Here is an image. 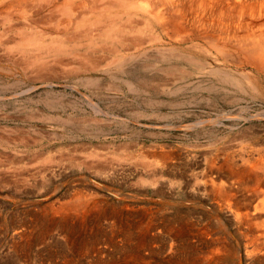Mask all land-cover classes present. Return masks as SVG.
Listing matches in <instances>:
<instances>
[{"label":"rangeland","instance_id":"rangeland-1","mask_svg":"<svg viewBox=\"0 0 264 264\" xmlns=\"http://www.w3.org/2000/svg\"><path fill=\"white\" fill-rule=\"evenodd\" d=\"M150 25L152 26L153 23L148 24L145 21L140 22L139 20L137 26L141 27L142 34L139 35L140 39H138L139 36H136L137 34H139V32L135 33L133 30L131 31V34L133 33V36H136L138 40H141V43L139 45H136L135 42L128 39L126 43L127 48L125 49L122 48V46L118 45L116 47L117 51L115 52L110 51L111 47L106 48L97 46V48H95V53L92 55V57H96L97 59L98 67L96 68H92V66H89L91 65L90 60H83L85 58H81L78 55V58L69 54L65 55V57L64 55H62L63 59L62 61H60V63L58 59L54 58V56H48L47 62L48 64H50L51 68L54 71L50 69V72L48 70L44 74L43 72L41 74V72L37 71L36 69L34 71V68H28L26 66H22L20 69L15 68L11 71V69H9V66L15 65L11 64L13 59H15L14 61L20 62L21 60H24V56H22V54L17 51H14L16 53L15 54L8 47V45L5 44L6 41H0V173H2L0 175V228H3L0 230V250H6L13 242L12 237L15 236L16 230L19 229V231H21L22 229H25L27 223L28 228L31 227V230L35 228V230H33L34 236H36V233L34 231L38 232L41 230H45L49 238L47 243H39L40 240L37 241L38 239L35 238L36 240L34 242L32 241V243L30 244L33 250L50 249L54 251L56 249L55 252H60L66 250L68 247L78 248L83 244L90 245L92 242H94L95 239H97L95 243L102 249L105 248V250L103 251L107 255H109L112 253V244H108L107 240L111 236L112 238H115L117 236L116 239L122 237L121 227H123L122 229H124L125 227L127 228V226L131 225V223L133 222V227L130 226V228H133L134 230L132 229V232H134L136 225H138L137 228L140 227V223L136 222L137 220L141 222L147 217H151L153 218V220H160L163 216H165L169 219L174 218V221H176L177 219V222L182 219L183 222L187 220L188 222H186L189 223L190 221L191 223L189 224L192 227L188 230V232H186V234L182 233V235H180L182 237H180L179 239V248L176 249L180 254L176 250L171 251V253L167 249L165 250L164 246H162L164 245V241L166 239L163 236L164 234H162L158 230L159 228L152 230V232L154 231L153 234H155V238L153 240L155 242L152 243V254L147 258L149 259L148 261L146 259V264H174V260H176L178 257H181V261L183 260V257L185 259V253L186 257L192 254L191 256L195 257L196 261L199 260V255L205 256V253H208L209 249L212 248L213 242L210 239H206L209 237L203 234L201 235L198 232V228L201 226H207V231L211 230V232L209 231V233L213 237L220 236V234L225 237L223 243L225 242L224 244H226V253L222 254L221 260L218 264H255L249 262L245 257H243L244 255H242L241 258L239 257L240 253H243L244 248L248 242V238L246 237V235L242 234L241 232V229L243 227H237L233 216H231L232 214L230 215V213H227L223 209H219V205H217L218 199L215 197V195H213L212 193H210L209 195V192H207V194L202 189H194L195 186L193 187V176L194 174L201 173L200 170L204 166V163L209 160L211 156L217 155L221 160L222 157L224 158V156H227V154L229 153V156H233L234 159L237 158L238 162H240V158H242L243 155L246 156V154L249 152L252 153L253 151L254 155H256L255 149H259V147L264 145V120L256 121L255 124V121L238 120L235 126L234 124L230 123L232 127L230 126V124L227 125L229 120H226V118L221 117V124L217 121H211V119L216 116L217 113L215 112H217V110L222 112L226 110H228V112H237L236 110L240 108H238V105H234L232 103L210 104L204 99L198 100V93L196 92V94L194 95V92L192 91V74L190 75L188 70L186 69L185 72L180 70V68L184 70L181 66V61L178 63L176 57H173L172 53L169 52L168 49L164 48L168 45V38L163 35L162 38L156 39V34H154L156 33V31L154 30L155 32H153V27L151 28ZM1 27L2 25L0 24V31L3 30L1 29ZM134 29H137L136 26H134ZM8 33H11V31H8ZM151 34L153 36H150ZM4 35H2V33L0 32L1 40L3 39ZM62 41L69 49L72 48L73 50V47L77 49L76 52L82 46L83 50L80 49L79 51H84V49L88 48V45L85 44L86 40H83L82 43L77 40L73 41L69 39H64ZM80 44L81 46H78ZM156 52H158V55H155ZM162 53L164 54V56ZM170 53L171 57L169 56ZM11 55H13V57ZM128 55L130 56L128 57ZM117 58H122L120 68H122L123 71L122 69L118 68H109L116 63L114 61ZM66 61L67 63H69L66 64ZM102 61H105V64ZM61 62L63 63V65ZM58 64L61 66H59ZM171 64L177 65L175 66V68L171 69L172 71H170V73L165 72L163 69H169L168 66H171ZM67 65L70 67H68ZM100 65L103 66L99 68ZM99 72L103 74H100ZM131 75L134 77H132ZM127 81L131 84L128 85ZM189 91L191 92L190 94ZM90 101L92 102V104ZM93 104H95L96 107ZM197 104L199 107L197 106ZM231 107H233L234 109ZM170 115L172 116V118ZM208 116L212 117L209 121L207 120L209 119L207 118ZM184 117L187 120H185ZM195 117H201L206 121L198 123L195 120L199 118L196 119ZM193 121L195 124L193 123ZM180 123H182L181 128ZM183 123H188L191 126H187V128H189L185 129L186 126H184ZM66 126H68L69 128ZM228 126L230 127L228 128ZM224 140L227 142H225ZM231 146L233 147V149ZM219 147L221 148V150L219 149ZM142 149H148V152L146 150L141 151ZM160 150L162 152L164 150L163 153H168L172 156H170V159L168 158V165H165L163 167L164 169H162V176L165 177L162 184L159 187H154L146 181H143L139 177V175L146 176L145 170L147 167L150 168L154 164H159L163 161V153H161ZM230 150L232 153L230 152ZM136 160L140 161L138 162ZM146 160L147 165L148 163L149 165H153L147 166ZM152 160L154 163L152 162ZM133 161L136 163L134 164ZM23 165L24 167L27 166L25 167L26 170H24ZM8 166L10 167V169ZM1 167L8 171L2 169ZM12 167L14 169H12ZM18 167H20V169ZM189 167L192 168V170H190ZM177 168L179 172L176 170ZM19 172L23 173L20 174ZM186 172L189 174L187 175ZM181 173H183V175L180 176ZM6 178H8L10 181ZM188 181L190 182V186L187 185L189 183ZM185 186H188L189 188H186ZM149 189L151 190V192ZM173 189L176 191H174ZM77 196H81V201L83 202V204H81L80 202L77 203ZM163 197H166V200ZM168 198L169 200H167ZM180 198L182 199L180 200ZM72 199H74V202L72 201ZM86 200H88V202ZM71 202L73 203V205ZM60 203L65 206L67 205L65 210L60 212V214H53L51 205L57 206ZM93 205H97V207ZM71 207L74 209H72ZM133 207L135 208V210ZM139 207L140 209L144 210L139 211ZM68 208H71V210L69 211ZM126 209L128 210L126 211ZM46 210L50 212L47 211V214L45 215L46 218L44 217V219L40 215L41 211ZM78 210H81L82 212H79ZM87 210L89 213L87 212ZM209 210L213 211L211 212ZM109 211H111V213ZM112 211L115 214H113ZM19 213L21 214L19 215ZM77 213L80 214L77 215ZM81 215L82 218L80 217ZM217 216L218 218L223 219L220 220L217 218ZM113 217L115 218V220ZM125 217H127L128 219ZM34 218H36L37 221ZM66 218L69 220H67ZM91 218L92 220L94 218L95 221H92ZM31 219H33V222ZM80 220L83 221V223H81ZM35 221L37 223H35ZM54 223L56 224L54 225ZM60 223L62 224V227ZM221 223L223 228L219 227L221 226ZM223 223L225 226L223 225ZM37 224L40 225L38 226ZM43 224L45 228L47 227V230L43 227ZM115 224H117V226ZM122 224H124L125 226ZM100 226H103V228H101ZM116 228L118 231L121 230L119 231L121 235L118 236V234L120 233L116 230ZM57 230H59L60 232ZM104 231L105 233H101ZM242 231L244 230L242 229ZM29 232L30 231H28V233ZM5 233L7 235H5ZM25 233L27 235L26 231ZM70 233L73 234L70 236L68 235ZM94 233L96 234L95 236ZM191 234L193 235L191 236ZM192 237L195 238L193 239ZM91 240L93 241L91 242ZM198 240L201 241L198 242ZM226 241L228 244L226 243ZM34 243L36 244L34 245ZM196 243L198 246L196 245ZM190 244H193V246H191ZM194 244L197 248H194ZM202 246L204 248H202ZM108 247L110 249H108ZM200 249L202 251H200ZM173 252L174 255L172 254ZM196 252L199 254H197ZM154 253L156 254L153 255ZM102 254L103 252L101 253V255ZM231 256L234 257L232 258ZM56 257L57 255H53L54 259H59ZM164 259H167L165 260L166 262L164 261ZM83 261L85 260L83 259ZM5 263L11 264L12 262L10 259H6L0 255V264Z\"/></svg>","mask_w":264,"mask_h":264},{"label":"bare ground","instance_id":"bare-ground-1","mask_svg":"<svg viewBox=\"0 0 264 264\" xmlns=\"http://www.w3.org/2000/svg\"><path fill=\"white\" fill-rule=\"evenodd\" d=\"M0 20H1L0 24L2 25L1 29H3L0 32L2 33V35H4V33H5L3 39L2 40L0 39V41H3V42L6 41L5 44H7L8 47L13 52L17 51V52L21 53L22 56H24V60L23 61L21 60L20 62L14 61L15 59H13L11 64H15V65L14 66L8 65L9 69H11V71H12L15 68L20 69L22 66H26L28 68H34L33 69L34 71L36 69L37 71L41 72V74H42V72L44 74L48 70L50 72V69H52L50 64H48V62H47L48 56H54V58L58 59V61L60 63V61H62V59H63L62 55H64V57L67 54L73 55L74 57L75 56L77 57V55H78L81 58H85L83 60H90L91 65H89V66H92V68H96V67H98L97 59H96V57H92V55L95 53V51H96L95 48H97V46L106 47V48L111 47L110 51L115 52V51H117L116 47L118 45L122 46V48L126 49L127 48L126 43H127L128 39L135 42L136 45L137 44L139 45L141 43V40H138V39H140L139 35L142 34L141 33V27L137 26L139 20H140V22L145 21L148 24L153 23V25L152 26L150 25V27L151 28L153 27L152 28L153 32L156 31V33H154V34H156L155 38L160 39V38H162L163 35L166 36L168 38L169 42H168L167 47H164V48L168 49L169 52L172 53L173 57L174 56L176 57V59L178 60V63L181 61V66L184 69V70H182V68H180L181 71L185 72L186 70H188L189 74L190 75L192 74V82H191L192 86H193L192 91L194 92V95L196 94V92L198 93V96H197L198 100L204 99L210 104L232 103L234 105H238V108H240V109H238L239 111L236 110L237 112H232V111L228 112V110L223 111V112L219 111V110H217V112L214 111L215 113H217L216 116L214 118L208 116L207 118H209V119L206 118L208 121L210 120V118H212L211 121H217L220 123V121H221L220 119L222 117V118H226V120L227 119L229 120L227 125H229L231 123V124H234V126H235L237 124L238 120H240V121L241 120L255 121L254 124L256 123V121L264 120V0H0ZM134 26H136L137 29H134ZM154 27H155V29H154ZM132 30L135 33L139 32V34L136 35V36H139L138 39L136 38V36H133V33L131 34ZM8 31H11V33H8ZM7 34H8V39H7ZM150 36H153V35L151 34ZM142 37H144V36H142ZM64 39H69V40H73V41L77 40V41H80L81 43L83 40H86L85 44L88 45V48L84 49V51H79L80 49H82V47H83L82 46L76 52L77 49H75L74 47L72 50V48L69 49L65 45V43L62 41ZM163 44H164V42H163ZM78 46H81V44ZM5 48H7V47H5ZM135 48H136V46H135ZM135 48H133V49H135ZM171 53L169 55L170 57H171ZM155 55H158V52H156ZM11 56L13 57V55H11ZM16 56H18V55H16ZM101 56H103V55H101ZM129 56L130 55H128V57ZM163 56H164V54H163ZM102 58H104V57H102ZM166 58H163V59H166ZM52 60H53V58H52ZM121 61H122V58L115 59L114 62H116V63L114 65L110 66L109 68L110 69H113V68L122 69V68H120L121 63H122ZM65 63L68 64L69 62L67 63V61H66ZM103 63L105 64V61ZM54 64H55V62H54ZM106 64H108V63H106ZM161 64H162V62H161ZM172 64H171V66H168L169 67V69H167L168 71L166 70V68L165 69L162 68V69L165 72L170 73V71H172L171 69L175 68V66L177 65V64H174V65H172ZM62 65H63V63H62ZM59 66H61V65H59ZM101 66H103V65H100L99 68H101ZM68 67H70V66H68ZM122 67H123V65H122ZM74 68H75V66H74ZM62 69H63V67H62ZM8 71H10V70H8ZM122 71H123V69H122ZM67 72H69V71H67ZM76 73H77V71H76ZM99 73L103 74L101 72H99ZM132 77H134V76H132ZM105 78H106V76H105ZM87 79H89V78H87ZM127 83H128V85L131 84L128 81H127ZM190 93L191 92L189 91V94ZM140 94H142V93H140ZM92 101H94V100H92ZM88 102H89V100H88ZM193 102H194V100H193ZM91 104H92V102H91ZM198 104H197V106H198ZM93 105L95 106V104H93ZM188 105H189V103H188ZM231 108H233V107H231ZM214 109H215V107H214ZM152 110H153V108H152ZM204 110H205V107H204ZM179 111H181V110H179ZM173 112H175V111H173ZM208 115H209V113H208ZM210 116H211V114H210ZM212 116H213V114H212ZM171 118H172V116H171ZM197 118H199V117H197ZM203 118L200 117L199 119H197L198 121L195 119L194 120L198 123L199 122H205L206 120H203ZM185 120H187V119L185 118ZM65 122H66V120H65ZM134 122H135V120H134ZM193 123H194V121H193ZM198 123H196V124H198ZM231 124H230V126L232 127ZM144 125H145V123H144ZM181 125H182V123H180V128H181ZM162 126H163V124H162ZM184 126H186L185 127V129H186L187 126H191V125H189L187 123V124H184ZM230 126H228V128ZM66 127H68V126H66ZM225 130H227V129H225ZM66 132H67V130H66ZM219 132H220V130H219ZM223 132H225V131H223ZM242 132H243V130H242ZM185 134H187V133H185ZM225 142H227V141H225ZM236 143H238V142H236ZM160 147H161V145H160ZM224 148H226V147H224ZM228 148H230V147H228ZM219 149L221 150L220 147H219ZM232 149H233V147H232ZM145 150L142 149L141 151H145ZM255 150H256V152H255L256 155H254L253 151H252L253 154L248 151L249 153H247L246 156L243 155V157L240 158L241 160L239 159L240 162H238L237 158L234 159L233 156H229L228 155L229 153L227 154V156H224L225 155L224 154L223 155L224 158L221 156L222 157L221 160L219 159L220 157H218L217 155L211 156V158L204 163V166L202 164L203 167L200 170L201 173L200 174H194V176H193L194 177L193 178L194 179L193 180V184H194L193 187L195 186L194 189H197V190L202 189L206 193L209 192V195H210V193L215 195V197L218 199L217 205H219L218 206L219 209H223L227 213H230V215L232 214L231 216H233V219L236 222L237 227L238 226L243 227L242 229L244 231H242L241 228L240 229H241L242 234L246 235V237L248 238V242L244 248L243 253H240L239 257L241 258V256L244 255L243 257H245L249 262H252L255 264H264V145L259 147V149H255ZM163 152H164V150H163ZM163 152L161 151V153H163ZM220 152H222V151H220ZM230 152H231V150H230ZM223 153H225V152H223ZM244 153H245V151H244ZM178 154H179V152H178ZM155 155H156V153H155ZM170 156H172V155H169L168 153H163V157H162L163 161L159 164H154V165L151 164L153 166L149 165V163L147 165V160H146V165L151 166V167L150 168L145 167L146 168V170H145L146 176L139 175V177L143 181H146L147 183H149L150 185H152L154 187H156V186L159 187L162 184L163 179L165 178L162 176V169H164L163 167L165 165H168L167 164L169 162L168 158L170 159ZM187 156H186V158H187ZM157 157H158V155H157ZM138 159H139V157H138ZM192 160H190V161H192ZM198 160H199V158H198ZM136 161H138V160H136ZM152 162H153V160H152ZM152 162H150V163H152ZM201 162H199V163H201ZM135 163L136 162H134V164ZM23 167H24V165H23ZM25 167H27V166H25ZM25 167H24V170H26ZM200 167H201V165H200ZM15 168H17V167H15ZM18 168L20 169V167H18ZM2 169H4V168H2ZM9 169H10V167H9ZM12 169H14V168L12 167ZM98 169H99V167H98ZM196 169H198V168H196ZM4 170H6V169H4ZM176 170L178 171V168ZM190 170H192V168H190ZM6 171H8V170H6ZM22 173H20V174H22ZM183 173H184V171H183ZM183 173H181L180 176L183 175ZM194 173H196V172H194ZM1 174L2 173H0V175ZM188 174L189 173H187V175ZM15 175H17V174H15ZM190 175H191V173H190ZM5 177H7V176H5ZM8 178H6V179H8ZM179 178H181V177H179ZM183 178H185V177H183ZM190 179H192V178H190ZM4 184H6V183H4ZM189 184H190V182L187 185L190 186ZM174 191H176V190H174ZM150 192H151V190H150ZM162 196H164V195H162ZM215 197H214V199H215ZM76 198L78 200L77 203L80 202L81 204H83V202L81 201V196H77ZM181 199L182 198H180V200ZM167 200H169V198ZM72 201L74 202V199H72ZM86 201L88 202V200H86ZM42 203H44V202H42ZM167 203H168V201H167ZM117 204H119V203H117ZM174 204H175V201H174ZM72 205H73V203H72ZM88 205H89V203H88ZM66 206L63 205L62 203L58 204L57 206L51 205V208L53 209V214H60V212L65 210ZM93 206L97 207V205H93ZM170 206H171V204H170ZM158 207H159V205H158ZM71 208H68V210L70 211ZM74 208H72V209H74ZM40 209H41V207H40ZM82 209H84V208H82ZM210 209H212V208H210ZM42 210H45V209H42ZM90 210H91V207H90ZM127 210L128 209H126V211ZM134 210H135V208H134ZM140 210H144V209H140V207H139V211ZM47 211L48 210L41 211L40 216L42 218H44L45 215L47 214ZM209 211H211V210H209ZM18 212H19V210H18ZM20 212H21V210H20ZM48 212H50V211H48ZM87 212H88V210H87ZM109 212L111 213V211H109ZM157 212H159V211H157ZM20 214L21 213H19V215ZM78 214H80V213H77V215ZM113 214H115V213L113 212ZM121 215H123V214H121ZM64 216H66V215H64ZM208 216H209V214H208ZM1 217H2V215H1ZM70 217H71V215H70ZM80 217L82 218V215ZM182 217H183V215H182ZM197 217H199V216H197ZM50 218H51V216H50ZM62 218H65V217H62ZM125 218H127V217H125ZM217 218H218V216H217ZM27 219H28V217H27ZM34 219L37 221L36 218H34ZM48 219H47V222H48ZM86 219H87V217H86ZM140 219H142V218H140ZM218 219L221 220L223 218H218ZM31 220L33 222V219H31ZM67 220H69V219H67ZM91 220H92V218H91ZM93 220L95 221L94 218H93ZM114 220H115V218H114ZM182 220L177 222V219H176V221H174V218L169 219L165 216H163L160 220H153V218L147 217L146 219H143L141 222H139L138 220L136 221V222L140 223L139 228H137L138 225L135 226L136 233H135V231L132 232L133 228H130V226H132L133 222L131 223V221H130L131 225L128 224L129 226H127V228L125 227L124 229H122L123 227H121L122 231L119 230L122 232V237L116 239L117 236L115 238H112V236H111L110 238H108L107 243L112 244V248H111L112 253L109 255H107L103 251V250H105V248L102 249L100 246H98L95 243L97 241V239H95L94 242H92L93 240H91L92 243L90 245H85L82 243L83 245L79 246L78 248H70L67 246L68 248L66 250H63V251L59 250L60 252H55L56 249L54 251H52L50 249L49 250L48 249H46V250H38V249L33 250L30 246L32 241L34 242L36 240L35 238H37L38 239L37 241L40 240L39 243L40 242L47 243L48 239H49L48 234L46 233L45 230H41L38 232L34 231L36 233V236H34L33 230H35V228L33 230H31L30 229L31 227L28 228L27 223H26L25 229H22L21 231H19V229L17 228L18 230H16V234H15L16 237L11 236L13 242L10 244V246L6 250H3V249L0 250V255L6 259L7 258L10 259L12 262L11 264H132L133 262H135L133 264H146L147 261L149 260L147 258L150 257V255L152 254V248H153L152 243L155 242V241H153L155 238V234H153L154 231L152 232V230L159 228L158 230L162 234H164L163 236L166 239L164 241V245H162V246H164L165 250L167 249L171 253V251H174V250L179 248L178 247L179 239H180V237H182L180 235H182V233L186 234V232H188V230L192 227L189 224V223H191L190 221H189V223H187L188 222L187 220H186L187 222L186 221L183 222ZM36 221H35V223H37ZM80 222L83 223V221H81V220H80ZM121 222H123V221H121ZM12 223H13V221H12ZM15 223H17V222H15ZM41 224H42V222H41ZM55 224L56 223H54V225ZM70 224H71V222H70ZM31 225H32V223H31ZM115 225L117 226V224H115ZM122 225H124V224H122ZM207 225H209V224H207ZM223 225H224V223H223ZM52 226H53V224H52ZM43 227H44V224H43ZM56 227H57V225H56ZM61 227H62V224H61ZM63 227H65V226H63ZM100 227L103 228V226H100ZM108 227H109V225H108ZM219 227L223 228L222 223H221V226H219ZM104 228H106V227H104ZM117 228H116V230H117ZM207 228H208L207 226L206 227L201 226L198 228V232L201 235L203 234V235L209 237L206 239H210L213 242L212 248L209 249L208 253H205V256L199 255L198 256L199 260H197V261H196L195 257L191 256L192 254L190 256L186 257V253H185V259L183 257L182 261L180 260L181 257H178V255H177L178 258L176 260H174L175 261L174 264H218L220 262L222 254L226 253V251H225L226 244H224L225 242L223 243L225 237L222 236L221 234H220V236L213 237L209 233V231L211 232V230L208 229L209 231H207ZM1 229H3V228L1 227L0 230ZM45 229L47 230V227ZM48 229H50V228H48ZM57 229H59V228H57ZM52 230H53V228H52ZM194 230H195V228H194ZM25 231L27 232V235H26ZM28 231H30V232L28 233ZM57 231H59V230H57ZM77 231H79V230H77ZM11 232H12V230H11ZM83 233H84V231H83ZM101 233H105V231L101 232ZM72 234L70 233L68 235L71 236ZM76 234H78V233H76ZM196 234H194V235H196ZM5 235H7V234L5 233ZM55 235H56V233H55ZM95 235L96 234L94 233V236ZM119 235H121V233L118 234V236ZM192 235L193 234H191V236ZM8 236H10V235H8ZM158 236H156V237H158ZM77 237H79V236H77ZM102 237H103V234H102ZM192 238L194 239L195 237H192ZM192 238H191V240H192ZM4 239H5V237H4ZM234 239H235V237H234ZM157 240H158V238H157ZM181 240H184V239H181ZM199 241H201V240H198V242ZM188 243H190V242H188ZM197 243H196V245H197ZM226 243H227V241H226ZM35 244L36 243H34V245ZM185 244H186V242H185ZM230 245H229V247H230ZM191 246H193V244ZM194 248H197V247H195V244H194ZM198 248H200V247H198ZM202 248H204V247L202 246ZM108 249H110V248L108 247ZM200 251H202V250L200 249ZM102 252H103V254L101 255ZM153 252H155V251H153ZM186 252H188V251H186ZM155 254L156 253H154L153 255H155ZM172 254L174 255V252ZM197 254H199V253H197ZM53 255H57L56 258H59V259H54ZM174 257H176V256H174ZM227 257H229V256H227ZM83 259L85 261H83ZM146 259H147V261H146ZM246 259H244V260H246ZM165 260H167V259H164V261ZM5 264H7V263H5Z\"/></svg>","mask_w":264,"mask_h":264}]
</instances>
